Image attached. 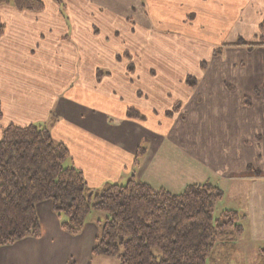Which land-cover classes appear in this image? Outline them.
<instances>
[{
  "label": "crops",
  "instance_id": "0c3cea01",
  "mask_svg": "<svg viewBox=\"0 0 264 264\" xmlns=\"http://www.w3.org/2000/svg\"><path fill=\"white\" fill-rule=\"evenodd\" d=\"M41 1L44 9L37 13L17 11L11 5L0 6V25L4 27L0 36V130L8 125L24 127L30 124H49L51 116H54L55 120L50 126L52 139L66 146L70 155V161L67 163L83 173L91 189H100L106 184L122 185L131 175L137 180L141 179L144 167L153 161L163 142L172 140L174 145L181 148V158H183L181 164L184 163L186 170L193 169V173H201L205 170V177H207L206 171H214L219 179H222L219 183L222 186L204 182L218 187L222 191L221 199L224 198V191L227 190L225 185L229 182L227 185H231L230 196L232 195L236 204H233L232 208H224L221 213L234 211L241 217L242 232L237 242L245 244L242 250H256L257 264H264V151L259 149L258 141H255L258 147L256 146V150L252 153L251 147L246 145L247 141L244 142L245 145L239 143L235 149H230L231 144L225 149L216 143L212 147H202L196 130L199 131V124L203 120H210L213 123L219 120L216 111L202 115L201 108L190 111L186 109L187 112L184 109L183 115L189 117L185 120L183 118L180 131L181 122L177 121L181 119L180 115L179 119H172V122L169 118L157 119L152 111V114L146 113L149 108L139 107L136 100L134 103H119L124 93L114 94L112 98L120 108L116 113L111 106V111L108 112L97 108L96 103L91 105L82 102L79 96L73 97L69 88L74 87L75 84L79 90L81 86H85L87 92L91 91L92 94H97L98 91L97 88L87 85L89 82L85 81L83 72H79L78 68L75 69L74 65L69 70V80L61 82V86H57V81H52V78L55 80L56 73L58 75L56 54L58 55L59 47L60 50L66 49L70 52L69 59H73L71 53L74 49L70 46L72 42L69 35L73 36L75 28L73 26L71 29L67 23L71 22V18L64 8L61 10L53 0ZM59 1L64 5L75 0ZM77 1L82 5V15L99 22L102 34L107 33L105 21L115 19L121 12L120 18L125 19L132 5L138 2V0ZM145 2L149 6V15L155 5L159 10L161 4V10L155 16L162 21L161 25L165 28V32L179 36H196L215 31L216 28L221 30L231 27L233 21H237L242 15L244 7L255 6L259 2L264 3V0H145ZM161 12L162 18L158 16ZM190 15L193 23L187 25L190 23L189 20L187 21ZM72 16L76 20L79 19V15ZM151 17L153 18L152 14ZM86 25L89 27L90 23L87 22ZM213 26L214 28L209 30ZM64 34L65 37L60 40V36ZM181 40L182 42L184 40L182 36ZM183 49L184 46L181 48V55ZM191 60L181 56V61L175 63L174 67L182 69ZM193 60L199 61V58L195 57ZM190 66H194L192 62ZM168 67L170 68L169 65ZM42 69L46 71V75H43ZM73 74L77 75V79L81 75L75 83L76 75ZM47 75L49 77H46ZM93 78L95 80V77ZM165 79L173 85V96L181 101V91L177 87L181 82V72ZM52 82L55 84L54 87L50 85ZM67 86L68 89L65 90ZM113 88L116 90L115 87ZM99 91L104 90L99 89ZM77 93L81 92L77 91ZM127 95L133 96L131 93ZM190 96L196 106L202 104L199 102V95L190 93ZM173 106L168 108L167 100V105L164 104L162 108L153 107L151 110L157 113L163 110L170 112ZM229 106L232 107L230 104ZM262 106L259 115L262 114L263 117L259 120L264 126V111H262L264 105ZM234 107H232L234 111L243 109L249 112L247 107L241 105L240 99ZM128 108L140 111L145 116V120L127 118ZM180 113L181 109L176 114ZM170 123L173 129L179 124L174 133L170 131ZM185 127L189 130H185ZM253 131L261 132L264 138V127H255ZM224 143L228 144V138ZM140 147L145 149V153L139 159V163L135 164V154ZM218 156L220 158H217ZM249 165L255 170L258 169L263 177H253L250 172L246 175ZM229 179L233 180L227 181ZM190 184H198V181L195 180L187 185ZM36 212L41 229L40 237L26 238L11 246L0 247V264H91L92 262L104 264L105 261L117 264L115 260L112 261L113 259L91 255L98 233L95 224L98 214L93 213L89 216L78 236H70L61 230L60 220L53 213L50 201L39 203ZM229 264H234L233 258Z\"/></svg>",
  "mask_w": 264,
  "mask_h": 264
},
{
  "label": "rangeland",
  "instance_id": "374dc122",
  "mask_svg": "<svg viewBox=\"0 0 264 264\" xmlns=\"http://www.w3.org/2000/svg\"><path fill=\"white\" fill-rule=\"evenodd\" d=\"M63 6L64 11L71 18V22L67 23L71 29L73 26L75 28L73 36L69 35L72 43L67 41L74 50L71 53L73 59L70 60V52L66 49L60 50L59 47L58 55L56 54L58 75L56 73L55 80L52 78V81H57V86H61L64 80H69V70L74 65L75 69L78 68L79 72H83L85 81L89 82L87 85L97 88L98 91L97 94H92L91 91L87 92L85 86H81L83 89L80 87L79 90L78 86L75 87L76 84L69 88L72 96H79L82 102L91 105L96 103L97 108L108 112L112 107L113 112L116 113L120 111V108L112 98L114 94L124 93L119 103H134L136 100L139 107L149 108L146 113L152 111L157 119L169 118L172 122V119L176 120L180 115L181 119L177 120L181 122L180 131L183 118L185 120L189 117V115H183L184 109L187 112L186 109L190 111V109L201 108L202 115L216 111L219 120L214 123L210 120H203L199 124V131L196 130L202 147H212L216 143L225 149L231 144L230 149H235L239 143L245 145L244 142L247 141L246 145L251 147L252 153L258 145L255 141H258L259 149L264 151V138L261 132L253 131L255 127H264L259 120L263 117L262 114L259 115V112L264 105V10H262L264 3L259 2L255 6L244 7L242 15L237 21H233L231 27L228 26L221 30L216 28L215 31L196 36H179L165 32V28L161 25L162 21L156 19L155 16L160 12L161 4L158 7L159 10L156 9V5L154 10L152 8V18L148 13L149 6L145 0H138L135 5H132L125 19L120 18L121 12L118 16L116 15L115 19L105 21L107 33L104 32V34L97 20H91L88 17L87 19L85 15H82L80 2L75 0ZM72 15H79V19H74ZM158 16L162 18L163 13L161 12ZM191 18L192 15L188 17L187 21L189 20L190 23L187 25H192ZM87 22L90 23L89 27L85 26ZM213 28L214 26L209 30ZM71 29L70 32H72ZM181 36L184 39L183 42ZM63 37L65 34L60 36V40ZM239 41L250 46H236L235 44ZM198 44H200L199 47ZM182 46H184V52L181 55ZM181 56L187 60L192 59L194 66H190L191 62L188 61L182 69L174 67L175 63L181 61ZM195 57L199 58V61H194ZM42 71L43 75H46V71L43 69ZM178 72H181V82L177 86L181 91V101L173 96V85L165 79L178 75ZM80 77L81 75L78 79ZM78 79L76 75L74 83ZM50 85L54 87L55 84L52 82ZM113 87L116 90H113ZM67 89L68 86L65 90ZM99 89L104 91H99ZM86 92L89 94L85 95ZM127 93H131L134 97ZM190 93L199 95V102L202 104L196 106ZM239 99L241 105L247 107L249 112L243 109L233 110L234 104L236 105ZM167 100L168 108L174 105L170 112L163 110L157 113L151 110L153 107L162 108L164 104L167 105ZM179 109L181 113L176 114ZM178 125L175 129L171 125L170 131L174 133ZM185 130L189 129L185 127ZM227 138L228 144L224 143ZM181 159H183L181 148L174 145L172 140H165L163 146L154 155L153 161L144 167L139 180L155 189L163 188L175 194L180 193L185 185L195 180L198 184L208 181L216 186H222L219 184L222 179H219L220 177L214 171H206L207 177H205L204 169V172L193 173V169L186 170L184 163L181 164ZM249 167L246 175L249 172L253 176L260 175L258 169L255 170L252 165ZM191 175L194 177L192 178ZM230 180L233 179L227 181ZM227 183L224 198L219 200L213 209L214 218L220 217L224 208H232L233 204H236L232 195L230 196L231 185ZM243 244L236 242V248L232 254L234 264H257V251L242 250L243 246L245 247ZM91 264H97V262ZM104 264H110V262L105 261Z\"/></svg>",
  "mask_w": 264,
  "mask_h": 264
},
{
  "label": "trees",
  "instance_id": "16d2710c",
  "mask_svg": "<svg viewBox=\"0 0 264 264\" xmlns=\"http://www.w3.org/2000/svg\"><path fill=\"white\" fill-rule=\"evenodd\" d=\"M53 1L62 10L63 4ZM1 5L35 13L44 9L41 0H0ZM3 29L0 25V36ZM126 116L145 120L133 108ZM54 120L51 116L49 124L8 125L1 131L0 247L39 238L36 206L50 201L61 230L70 236L82 232L91 214L99 215L93 257L117 264H229L242 232L241 217L234 211L213 217L222 197L218 187L190 184L175 194L131 175L122 185L91 189L83 173L67 163L66 146L52 139ZM144 153L143 147L137 150L135 164Z\"/></svg>",
  "mask_w": 264,
  "mask_h": 264
}]
</instances>
